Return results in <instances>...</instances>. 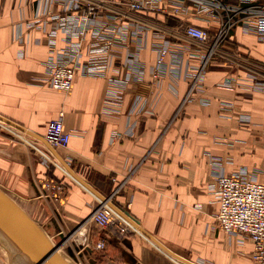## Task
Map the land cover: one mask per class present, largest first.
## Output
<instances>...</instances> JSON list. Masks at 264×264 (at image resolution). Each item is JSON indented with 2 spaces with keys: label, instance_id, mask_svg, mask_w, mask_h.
<instances>
[{
  "label": "crops",
  "instance_id": "1",
  "mask_svg": "<svg viewBox=\"0 0 264 264\" xmlns=\"http://www.w3.org/2000/svg\"><path fill=\"white\" fill-rule=\"evenodd\" d=\"M224 1L239 6L254 0ZM34 7L35 0H0V117L28 141L0 131V187L43 226L50 245L52 236L69 237L75 231L85 235L87 245L106 239L103 253L92 250L77 264H254L252 241L218 225L220 204L211 189V162L231 158L232 164L225 167L228 173L247 168L264 184V93L217 88L229 71L222 62H214L204 82L210 105L193 102L175 116L190 84L180 82L176 95L166 83L151 103L154 114L134 118L133 133L127 135L126 113L133 97L156 100L151 76L145 84L131 87L124 114L118 117L102 113L107 79L77 76L70 93L52 89L44 67L46 44L16 40V25L32 16ZM181 18L211 32L219 28L217 19L207 14ZM152 19L168 25L178 22L163 15ZM39 36L33 33L34 39ZM231 46L264 66V44L241 27L233 31ZM141 57L148 68L154 64L151 48ZM124 61L123 54L115 67ZM222 100L234 101L237 116H250L252 125L244 129L236 118L222 119ZM61 113L72 137L67 147L53 148L45 135L50 121ZM54 186L68 190L56 193ZM93 194L113 196V205L132 225L130 233L95 225Z\"/></svg>",
  "mask_w": 264,
  "mask_h": 264
},
{
  "label": "built area",
  "instance_id": "2",
  "mask_svg": "<svg viewBox=\"0 0 264 264\" xmlns=\"http://www.w3.org/2000/svg\"><path fill=\"white\" fill-rule=\"evenodd\" d=\"M33 10L32 16L16 25V40L24 45L46 44L44 67L52 89L70 93L77 76L107 79L102 113L118 117L124 114L131 87L145 84L146 76H151L156 100L150 101L140 94L133 97L126 113L127 135L133 133L134 118L154 114L155 105L151 103L159 99L166 83L176 95L180 82L190 84L175 116L182 115L186 105L193 102L210 105L204 82L214 60L222 62L229 71L217 88L264 93V66L255 63L247 52L231 46L237 27L264 44V2L260 0L239 6L228 5L224 0H35ZM191 13L214 17L219 28L211 32L181 18ZM154 15L178 22L157 23L152 19ZM35 31L41 36L34 39ZM177 37L186 42L181 43ZM149 48L155 61L148 68L141 56ZM123 54V65L115 67V60ZM20 56H24L23 51ZM236 108L234 101H220V117L236 118L241 128H249L251 117L237 116ZM64 116L61 113L47 127L45 141L53 148L70 143L72 135L65 129ZM117 137L114 135V139ZM225 141L234 144L233 140ZM232 162L231 158L211 162L215 179L211 189L220 204L218 225L232 236L248 237L253 243L254 264H264V184L258 173L247 168L228 173L225 167ZM54 187L50 189L55 190ZM55 188L56 193L64 191L62 187ZM93 195L97 206L91 220L95 225L102 229L112 227L120 234L130 233L132 225L113 205V196ZM106 247L107 241L102 238L95 250L103 253Z\"/></svg>",
  "mask_w": 264,
  "mask_h": 264
},
{
  "label": "water",
  "instance_id": "3",
  "mask_svg": "<svg viewBox=\"0 0 264 264\" xmlns=\"http://www.w3.org/2000/svg\"><path fill=\"white\" fill-rule=\"evenodd\" d=\"M71 236L61 235L62 241L51 247L43 226L31 219L0 187V245L9 253L11 264H66L56 254ZM67 252L79 263L92 250L75 246Z\"/></svg>",
  "mask_w": 264,
  "mask_h": 264
},
{
  "label": "rangeland",
  "instance_id": "4",
  "mask_svg": "<svg viewBox=\"0 0 264 264\" xmlns=\"http://www.w3.org/2000/svg\"><path fill=\"white\" fill-rule=\"evenodd\" d=\"M0 131H4V132H6V133H10V135L12 134V135H15V137H17L16 139L17 140H19V141H24L25 143H27L28 144V141L23 137V135H21V134H19V133H17V132H14L13 131V129L12 128H10L3 120H2V118L0 119ZM65 174L66 175H68V173L67 172H65ZM82 186H84V188L89 192V190H88V188H86V186L85 185H82ZM65 190L67 191L68 190V188L67 187H65ZM65 190L64 191H62L63 192V194H64V192H65ZM90 193H92V192H90ZM49 237V236H48ZM51 238V237H50ZM72 238H74L73 240V243H70V240L72 239ZM85 235L84 234H75V235H73V236H71L70 238H69V240L65 243V245H64V247H63V249L61 250V251H58L57 252V256H59V255H61L62 256V262H64V263H66V264H77L75 261H74V259H72L71 257H70V255L68 254V252H67V249L69 248V247H71V248H75V246H83L84 247V249L85 248H91V250H94L95 252H97L96 250H95V245H90V244H88L87 245V242L85 241ZM51 239H53V244H51V247H56L57 246V244L58 243H60L61 241H62V239L60 238V237H58V236H56V237H53L52 236V238ZM83 241H84V243H83ZM80 242V243H79ZM78 243V244H77ZM77 244V245H76ZM90 245V246H89ZM98 253V252H97ZM78 254V253H77ZM0 264H9V259H8V255H7V252L3 249V247L0 245Z\"/></svg>",
  "mask_w": 264,
  "mask_h": 264
},
{
  "label": "bare ground",
  "instance_id": "5",
  "mask_svg": "<svg viewBox=\"0 0 264 264\" xmlns=\"http://www.w3.org/2000/svg\"><path fill=\"white\" fill-rule=\"evenodd\" d=\"M46 234V237H48L49 235H47V233H45ZM82 234V233H81ZM3 249L6 251V249L3 247ZM58 251H61V249H59ZM57 251V252H58ZM7 252V251H6ZM7 255H8V259H9V264H11V261H10V255H9V253L7 252ZM58 254H56V256H57ZM57 258L59 259V260H62V256L61 255H59V256H57Z\"/></svg>",
  "mask_w": 264,
  "mask_h": 264
},
{
  "label": "trees",
  "instance_id": "6",
  "mask_svg": "<svg viewBox=\"0 0 264 264\" xmlns=\"http://www.w3.org/2000/svg\"><path fill=\"white\" fill-rule=\"evenodd\" d=\"M214 62H218V60H214L213 63H214Z\"/></svg>",
  "mask_w": 264,
  "mask_h": 264
}]
</instances>
